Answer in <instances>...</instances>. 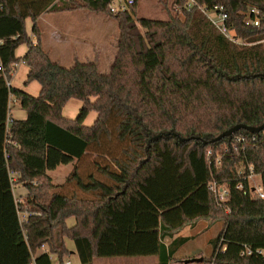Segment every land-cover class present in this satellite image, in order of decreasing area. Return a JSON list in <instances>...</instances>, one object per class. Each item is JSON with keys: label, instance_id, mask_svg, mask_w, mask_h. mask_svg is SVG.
Wrapping results in <instances>:
<instances>
[{"label": "trees", "instance_id": "obj_1", "mask_svg": "<svg viewBox=\"0 0 264 264\" xmlns=\"http://www.w3.org/2000/svg\"><path fill=\"white\" fill-rule=\"evenodd\" d=\"M113 1L0 0V264H52L50 253L65 264L70 253L65 238L73 241L79 264L140 256L184 264L173 256L188 238L174 236L204 218L222 219L223 229L203 262L264 264V200L234 188L239 157L233 151L220 165L208 166L206 149L222 148L224 140L201 141L236 123L264 120V77L252 76L264 73V0H194L190 9L187 0H174L183 18L166 20L137 18L136 2L111 12ZM197 5L223 6L239 43L221 34ZM78 9L117 22L108 72H100L96 60L75 58L62 66L41 46L39 16ZM26 18L35 43L26 32ZM256 18L258 25L246 24ZM21 44L27 51L18 58L15 49ZM19 62L29 68L25 83L40 84L37 96L8 84ZM11 97L26 111L24 120L9 115ZM71 98L82 102L73 119L62 115ZM90 111L97 117L87 126ZM172 131L199 139L180 141ZM112 134L122 145L120 153L110 164L94 163L107 181L94 172L84 177L78 166L67 180L92 198L53 192L49 171L75 160L83 163L92 153L105 156L100 147ZM247 156L264 175V144L250 148ZM10 171L17 176L15 185L27 189L19 203ZM212 178L230 188L223 205L207 189ZM19 212L28 214L20 220ZM219 241L223 251L217 250ZM44 245L47 250L36 254ZM244 245L252 254L241 255Z\"/></svg>", "mask_w": 264, "mask_h": 264}, {"label": "crops", "instance_id": "obj_2", "mask_svg": "<svg viewBox=\"0 0 264 264\" xmlns=\"http://www.w3.org/2000/svg\"><path fill=\"white\" fill-rule=\"evenodd\" d=\"M135 2L137 3V0H135ZM110 19L113 18L108 17L102 13H95L85 9L45 12L41 14L37 20L38 27L40 29L41 46L48 53L49 57L53 61L59 63L62 66L69 67L73 63L75 58H77L80 61L96 60L98 70L102 72L101 70H106L108 67L110 68V64L112 62V61L110 62L111 59L109 61L107 60V54H108L107 52L111 44L112 38H113V42L115 41V52H116V39L118 33L116 34L114 31L113 34H111L108 31V25L111 22ZM116 26H117V22H116ZM25 28L28 36L31 37V40L33 41V43H35L36 37L33 35L31 31L32 21L30 18H26ZM26 51H27V45L21 44L15 49V56L20 58L25 54ZM115 52L113 54V58ZM101 56L104 57V60L106 61L105 68H101L100 66L101 64L104 63L102 61ZM28 70H29L28 66H26L23 62L17 63L14 67L12 77L8 84L11 87H15L23 90L29 95L37 96L41 89L40 84L34 80L25 83ZM81 106H82V102L80 100L71 98L63 106L62 115L66 118L73 119L77 116ZM9 113L12 119L24 120L27 117L26 111L18 105L14 97L13 98L11 97V105H10ZM96 117H97V113L94 111H90L84 120V124L87 126L92 125ZM88 159L91 158L89 157ZM79 163H81V160L80 161L75 160L69 164H73L74 165L73 167L75 166L79 167ZM72 171L67 174L65 172H60L61 177L59 176L58 179L59 183L56 184L53 183L52 176L49 173L50 171L48 172L52 180V183L55 186L53 192H58V191L67 192L69 191V189H71V186H73L72 184L74 182L72 181L68 182L67 180L70 174L72 173ZM69 184L71 185L69 186ZM12 191L15 200L22 199L23 196L27 195V189L22 184H18L15 186L13 185ZM18 216L20 220H22V215L20 213ZM71 218H72L71 220L72 222L70 223L68 222L70 218L67 220L69 226L74 223V218L73 217ZM175 237L188 238L176 250L173 256L175 260H179L177 259L178 257L183 258V260L194 257H202V261L190 262L184 264L205 263L203 262L204 256L201 254V250L199 248H195L193 251L184 252L178 256L176 254L179 250L183 248L185 244H187L197 236H194V234L181 235V236L175 234L174 238ZM215 237L216 236L210 239L209 242L211 243V245H212V240ZM46 250H47V246L44 245L37 251L36 254H39L40 252ZM69 250H70L69 257L66 262H69L70 264H74L73 262H71L70 257L76 256L77 263L75 264H79V258L75 251L74 246ZM50 260L52 264H58L57 256L54 253H50ZM96 261L101 262V264H158V259L156 256L97 258L93 261V264H96ZM168 264H181V263L171 260Z\"/></svg>", "mask_w": 264, "mask_h": 264}, {"label": "built area", "instance_id": "obj_3", "mask_svg": "<svg viewBox=\"0 0 264 264\" xmlns=\"http://www.w3.org/2000/svg\"><path fill=\"white\" fill-rule=\"evenodd\" d=\"M134 2L135 0H114L109 4V10L111 12L125 11ZM195 4L194 0H187L185 8L190 9ZM197 7L221 34L229 40L239 43L234 31L226 24L227 14L223 6L214 5L212 7H207L205 5H197ZM174 8L181 11V7L177 3H174ZM251 11L253 12L254 9H251ZM248 23L258 25V19H253V21L250 22L246 21V24ZM10 121L11 118L9 117L7 123ZM223 140L222 148L209 147L206 149L205 156L208 166L211 168L212 165H220L224 155L228 151H233V157H239V159L234 162V173L236 176L234 188L241 191L244 195H248L250 198L264 200V175L256 170L255 164L250 161L247 156V152L250 148H255L259 144H264V128L256 133L241 129L233 133L230 139L225 138ZM9 174L12 176L11 180L13 182L15 180L14 173L10 171ZM206 186L211 192L216 204L223 205L228 200L230 188L227 183H220L212 178L207 182ZM15 201L19 203L20 199H16ZM19 213L22 215V219L28 214L27 212ZM243 247L241 255L252 254L253 250L249 246L244 245ZM224 249L225 245H222L221 241H219L217 250L223 251ZM256 252L261 253L262 250H257ZM66 264L70 263L66 262Z\"/></svg>", "mask_w": 264, "mask_h": 264}, {"label": "rangeland", "instance_id": "obj_4", "mask_svg": "<svg viewBox=\"0 0 264 264\" xmlns=\"http://www.w3.org/2000/svg\"><path fill=\"white\" fill-rule=\"evenodd\" d=\"M174 0H137L136 3V14L135 16L137 18L145 17L150 19H162L166 20L171 16H178L179 18H183L182 12L178 11L174 8ZM79 14V13H76ZM84 18V17H83ZM85 19V18H84ZM111 22L108 25V31L113 34L118 33V29L116 26V21L114 19H110ZM85 21V20H84ZM107 28V27H106ZM264 43V41H263ZM115 52V41L113 42V38L111 39V44L108 48V54H107V60L110 62L113 59V54ZM102 57V56H101ZM102 61L104 62L101 64V68H105L106 61L104 60V57H102ZM102 72H108L109 67L106 70H101ZM122 145H120L117 140L115 139L114 135L112 134L111 138L107 139L104 138L102 145L100 147L101 151L104 155H97L95 153L90 154L91 159H87L85 162L79 163V172L85 177L88 173L94 172L96 177H99L105 181H107L104 177L100 176L95 169V162L99 163L100 165L104 166L107 163H111L110 159L112 156H115L120 153ZM110 152V153H108ZM89 158V157H88ZM91 164V165H90ZM73 164H67V165H58L57 168L50 171V175L52 176L53 183H59L58 179L59 176L61 177L60 172L70 173L72 171ZM92 166V167H91ZM15 180L13 181V185L15 186L17 176L14 177ZM71 184H69L70 186ZM73 186H71V189L67 191L69 194L71 192H76L79 197H86V198H92V194H85L84 192L80 191L77 186L73 183ZM68 186V187H69ZM64 192V191H63ZM72 218L68 221L69 223ZM223 229V220H211V219H198L192 224H186L182 229H180L176 234L178 236L181 235H188V234H194V236H197L187 244L183 246L181 250H179L176 254L181 255L184 252L193 251L195 248H199L201 250V254L204 256V258L208 259V256L210 255L212 251V245L209 242L210 239L214 236H217L220 231ZM65 243L67 247L70 249L72 248L73 242L69 238H65ZM177 259L183 260V258L178 257ZM71 262L74 264L77 263V257L71 256L70 257ZM96 264H101V262L96 261ZM206 264V262L204 263ZM209 264V263H207Z\"/></svg>", "mask_w": 264, "mask_h": 264}, {"label": "water", "instance_id": "obj_5", "mask_svg": "<svg viewBox=\"0 0 264 264\" xmlns=\"http://www.w3.org/2000/svg\"><path fill=\"white\" fill-rule=\"evenodd\" d=\"M252 76H262V77H264V73L254 74ZM263 128H264V120L261 123L257 124V125H246V124H243V123H236V124L228 127L227 129L221 131L219 134L213 136L212 138H210V139H201V141L205 145L206 144H213V143H217L218 141L223 140L225 138L230 139L231 136L233 135V133H235V132H237V131H239L241 129L256 133V132L260 131ZM171 134L173 136H175V137H178V139L180 141H187V140H190V139H199L198 136L181 137L179 134L175 133L174 131H172ZM197 261H202V257H194V258H188V259H184L183 260L184 263L197 262Z\"/></svg>", "mask_w": 264, "mask_h": 264}]
</instances>
